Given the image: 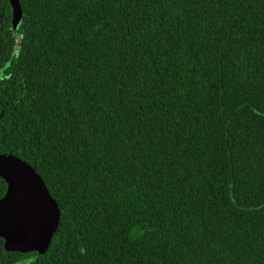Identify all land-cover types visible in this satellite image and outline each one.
Wrapping results in <instances>:
<instances>
[{"label": "trees", "instance_id": "trees-1", "mask_svg": "<svg viewBox=\"0 0 264 264\" xmlns=\"http://www.w3.org/2000/svg\"><path fill=\"white\" fill-rule=\"evenodd\" d=\"M18 1L0 153L60 218L0 264H264V0Z\"/></svg>", "mask_w": 264, "mask_h": 264}, {"label": "water", "instance_id": "water-1", "mask_svg": "<svg viewBox=\"0 0 264 264\" xmlns=\"http://www.w3.org/2000/svg\"><path fill=\"white\" fill-rule=\"evenodd\" d=\"M14 17L21 13L18 0H9ZM16 161L23 165L33 177L39 181L50 207H54V214L50 216L48 228L39 236L18 230L16 227L20 210L27 196L22 187L18 172L14 169L3 167L4 162ZM0 177L6 182L4 194L0 197V237L3 247L7 251L30 252L37 251L42 254L46 251L53 233L57 229L60 210L56 200L51 196L45 182L35 169L24 159L11 153H0Z\"/></svg>", "mask_w": 264, "mask_h": 264}, {"label": "snow or ice", "instance_id": "snow-or-ice-1", "mask_svg": "<svg viewBox=\"0 0 264 264\" xmlns=\"http://www.w3.org/2000/svg\"><path fill=\"white\" fill-rule=\"evenodd\" d=\"M3 167L18 172L22 187L27 192L16 227L22 232L37 236L43 234L48 228L50 216L54 214L55 209L50 207L39 181L31 175L29 170L16 161L4 162Z\"/></svg>", "mask_w": 264, "mask_h": 264}]
</instances>
